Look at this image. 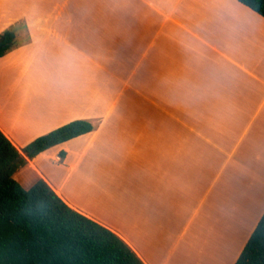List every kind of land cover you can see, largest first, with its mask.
I'll list each match as a JSON object with an SVG mask.
<instances>
[{
    "label": "crops",
    "instance_id": "0c3cea01",
    "mask_svg": "<svg viewBox=\"0 0 264 264\" xmlns=\"http://www.w3.org/2000/svg\"><path fill=\"white\" fill-rule=\"evenodd\" d=\"M6 29L0 130L11 143L22 152L73 120L95 126L14 178L25 189L43 179L144 264H191L219 172L233 159L250 169L240 148L264 114V18L236 0H0ZM254 206L261 217L264 189Z\"/></svg>",
    "mask_w": 264,
    "mask_h": 264
},
{
    "label": "trees",
    "instance_id": "16d2710c",
    "mask_svg": "<svg viewBox=\"0 0 264 264\" xmlns=\"http://www.w3.org/2000/svg\"><path fill=\"white\" fill-rule=\"evenodd\" d=\"M264 18V0H236ZM15 33H0V57ZM73 120L20 152L0 130V264H144L115 233L72 209L43 179L25 189L14 173L41 152L94 130ZM234 264H264V213Z\"/></svg>",
    "mask_w": 264,
    "mask_h": 264
},
{
    "label": "rangeland",
    "instance_id": "374dc122",
    "mask_svg": "<svg viewBox=\"0 0 264 264\" xmlns=\"http://www.w3.org/2000/svg\"><path fill=\"white\" fill-rule=\"evenodd\" d=\"M244 150H251L250 169L244 172L243 164H239L240 161L236 159L221 169L223 158H219L217 167L222 173L219 172L218 195L216 197L214 189L204 205L203 228L202 231L196 232L199 236L194 239V245L191 246V254L196 253L194 255L197 259L190 261L191 264H234L240 253L232 263L237 251H241L245 246L247 228L254 223L256 225L261 218L258 214L259 208L254 206V201L264 189V114L247 134L240 152ZM209 159L213 160V163L204 165L205 176L215 174L216 157L203 155L206 163ZM206 166H208L207 170ZM235 181L242 182L236 184L237 191L234 189ZM191 259L189 256L188 260Z\"/></svg>",
    "mask_w": 264,
    "mask_h": 264
},
{
    "label": "built area",
    "instance_id": "2783aa9c",
    "mask_svg": "<svg viewBox=\"0 0 264 264\" xmlns=\"http://www.w3.org/2000/svg\"><path fill=\"white\" fill-rule=\"evenodd\" d=\"M57 162H60L62 160V157L60 155H58L55 159Z\"/></svg>",
    "mask_w": 264,
    "mask_h": 264
}]
</instances>
